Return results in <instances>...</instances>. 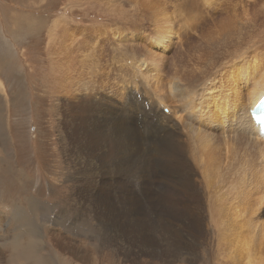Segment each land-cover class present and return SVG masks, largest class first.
Here are the masks:
<instances>
[{"label":"rangeland","instance_id":"374dc122","mask_svg":"<svg viewBox=\"0 0 264 264\" xmlns=\"http://www.w3.org/2000/svg\"><path fill=\"white\" fill-rule=\"evenodd\" d=\"M223 1H228L229 4L225 5L221 2V6L224 8L218 12V7L213 9V2L212 7L209 8V6L205 7L206 3L204 4L203 0H0V255H2L0 264H20L14 262L11 256L8 261L6 255L11 243L13 246L16 245L15 242L21 246L28 243L37 245H35L37 250L27 252L28 263L26 264H90L85 261L84 256L90 259L92 252L97 253L96 260H99L94 262L95 264H136L135 256L138 261L150 264H224L222 250L217 247V235H223L224 239L234 236L239 220L246 217L245 211L235 207L223 209L214 214H203L199 217L203 242L201 246L199 244L200 250L197 251V257L193 256V259L196 257V260H189V256H186L183 249L191 243L194 237L181 219L187 215L183 212L185 205H179V199L172 193V184L175 179L162 174V168L159 167H157L159 169L158 183L153 184L155 187L152 189V203L151 205L143 203L144 209L141 211H143V218L147 221L153 217L154 211H158L162 214L160 217L163 218L164 225L174 223L176 227H179L181 231L177 239L182 252L179 254V252L168 250L165 244L170 238H168L169 235L165 228L152 233L148 229L150 235H143L144 237L141 235L137 239L143 242L146 239V242L156 241L160 244L159 252L157 248L149 250L133 248L131 249L133 253H130L129 248L125 249V252L119 250L118 246L111 250L112 235L109 236L105 231L99 232L98 227L102 221L95 215V205L92 207L86 199L87 194L83 192L89 191V185L75 182V178L79 177L75 176V171H78L81 160L73 152L72 145L74 143L62 139L59 120L64 117V112L59 109V103L65 97L61 96V90L58 87L60 75L55 68L54 55L59 56L55 43L60 40L61 32L67 35L66 41H68V36L81 34L85 40L93 41L98 47L93 53V62L96 65L104 63L105 58L109 59L107 72L111 76L112 82H115L113 77L117 67L114 68V60H125L126 58H122L123 52L120 50L114 53L113 46L110 45L112 42L116 44L131 43L135 46L136 54H140L139 50L143 52L140 46L144 44L146 48L147 35L150 39L152 38L148 32L150 23H147L146 17L135 16L136 10L139 7L153 6L165 8L167 6L165 3L168 2V7L171 9L166 7L167 13L170 18L172 14L171 22L173 23L169 25L175 29L169 47L171 55L176 56L177 51L185 53L184 50H188V55H190L189 46L192 45L194 50L191 54L201 55L205 60L215 57L217 63L221 62L218 64L221 68L219 73L222 69L228 70V68L240 65L248 59H255L257 64L264 65V6L260 5L264 0L249 2L245 8V5H241L244 3L243 0ZM193 2L196 6L193 5ZM242 11L249 15L243 14ZM238 12L241 14L235 20L224 21L225 14L235 16L234 14ZM240 17L244 22L239 19ZM136 22H140V24ZM237 26L241 28L238 31H241L240 33L237 32ZM78 31L84 32L77 33ZM247 32L250 36L247 35ZM105 33L106 36H103ZM244 33L246 34L244 35ZM95 35H98V38ZM234 35H236L235 38ZM162 39L163 37H160V40ZM74 46L80 50V53H77L72 61V68L76 69V77H74L73 85L68 87L70 91L79 84H84L83 81L88 83V80L93 79L86 76L84 56L88 52L82 51L80 44ZM104 48L107 49L104 50ZM162 53L165 57L168 56L166 49ZM217 53L222 54L217 58ZM145 54L149 55L148 52ZM101 55L104 56L103 59L100 58ZM97 56L99 60L96 59ZM182 56L185 57V55ZM58 60L62 62L63 57L59 56ZM180 60L183 70H192L190 57ZM169 62L170 60L166 63L169 64ZM166 63L163 65L164 69V66H167ZM224 66L226 67L224 68ZM169 67H171L170 64L168 70ZM175 67L177 68V66ZM156 71L161 70L156 69ZM248 72L249 69H246V71H241L240 75ZM165 74L167 73L164 71L163 75ZM254 76L257 79L255 73L251 75L250 85L255 82L253 81ZM120 84L118 83V87L116 86L115 89L117 104L121 102V87L124 85ZM135 91V98L139 102L138 108L141 104L140 99L143 98L141 93L147 92V89L142 86ZM245 92L248 90L246 89ZM77 97L87 100L81 93ZM141 101L143 100L141 99ZM164 109L166 111V108ZM140 110L141 108L135 111L136 121L138 125L143 126L141 124L142 117L138 115H141ZM177 110L178 107L174 112ZM175 116L178 119V115ZM211 119L216 120L214 117ZM180 120H183V114ZM150 124L154 127V124ZM143 130L141 128L140 133L143 134ZM216 132L222 134L221 131ZM226 134L227 137L231 135L229 131ZM223 136L225 135L223 134ZM165 138L166 135H162L161 139ZM161 139H158L155 144ZM145 144L144 141H140V154L138 153L137 156H139L134 158V164L147 151L148 146L152 148L156 146L149 140ZM237 152L240 156L236 154ZM241 152L236 151L232 156V166H236L235 170L237 165L247 163L251 157V154L242 152L243 155ZM152 153L151 150L148 160L156 158V152ZM150 155L151 158H149ZM235 160L237 163L239 161L241 163L237 164ZM163 162L165 163V159ZM188 170L193 171L192 167ZM261 176L259 177L260 189L264 190V183L261 184L264 182V178L262 180ZM196 188L198 192L195 196V203H189V206L196 203L201 204V198L205 196L202 183L197 184ZM91 193L93 194V192H90L89 199L92 196ZM113 197L115 198V196ZM261 202L258 210H255V206L252 204L255 210L253 221L256 226L249 231H243L240 238L227 240L230 243L229 249L244 242L240 246V264H245L247 261H250L249 264H261L264 260V223H262L264 221V199ZM27 203L32 205L33 212L35 211L32 216H29L25 211ZM186 204L188 203L186 202ZM169 205L175 206L177 214L171 209L169 210L172 216H176L174 219L165 215L166 207ZM16 208L24 210L23 216L28 218L25 220L26 224L19 223L15 219L17 217ZM119 208L122 212L118 209L115 212L102 213L110 216L115 214L120 216L123 213L122 216H124V208ZM260 223L263 225L261 226ZM23 233L24 236H21ZM27 234L31 237L28 238ZM99 245L104 248H100ZM128 245L138 247V243ZM85 246L89 249L86 250ZM167 252H174L171 255L173 257L168 258L165 255ZM151 254L155 255L153 259L150 258ZM15 259L18 258L15 257Z\"/></svg>","mask_w":264,"mask_h":264},{"label":"bare ground","instance_id":"6f19581e","mask_svg":"<svg viewBox=\"0 0 264 264\" xmlns=\"http://www.w3.org/2000/svg\"><path fill=\"white\" fill-rule=\"evenodd\" d=\"M255 1L243 0L244 3L241 5H245V8L247 3H254ZM203 2L204 4L206 3L205 7L209 6V8L212 7L213 2V9L218 7V12L224 8L221 6V2L225 3V5L229 4L228 1L223 0H203ZM165 4L168 7V2ZM193 5L196 6L194 2ZM249 5L251 6V4ZM260 5L264 6V1ZM166 7H139L136 10L135 16L146 17L145 20L150 23L148 32L152 38L150 39L149 35H147L146 48L144 44L139 42L143 45L140 46V49L144 54L139 49L140 54H136L135 46L131 43L116 44L112 42L110 46H113L114 53L120 50L123 52L122 58H126L125 60H114V68L117 67L113 77L116 80L115 82H112V78L107 72L109 59L106 60L107 58H105V62H101L98 65L93 62V53L98 48L93 41L85 40V37L81 36V34L68 36V41H66L67 35L61 32L60 40L55 43V47L59 53L58 55L63 57V61L60 62L58 60L59 56H56L57 54L54 55L55 68L60 75L58 87H60L61 96L65 97L59 103V109L64 112V117L59 120L62 139L74 143L72 145L74 148L73 152L81 160L78 171L74 170L75 176H79L75 178V182L89 185V191L85 190L83 192L87 194L86 199L92 207L95 205V215L102 221L101 223L99 222V232L105 231L109 236L112 235L111 250L118 246V249L123 251L129 248L130 253H133L131 251L133 248L138 250L157 248L159 252L160 244L156 241L146 242V239L143 242L137 239L141 235H150L148 229L152 233L165 228L169 235L168 238H170L165 244L168 250L179 252V254L182 252L178 246L179 242L177 239L181 229L176 227L174 223L164 225L163 218L160 217L162 214L158 211H154V215L149 221L143 218V211H141L144 209L143 203L146 202V205H151L152 203V189L155 187L153 184L158 183L159 169L157 167H159L162 168V174L175 179L172 184V193L179 199V205H185L183 212L187 215L181 219L195 238L183 249L186 256H189V260H196L199 244L201 246L203 242L198 221L199 217L203 214H214L223 209L235 207L245 211L246 217L243 220H239L234 236L224 239L223 235H217V247L222 250L224 264H240V246L244 242H240L229 249L230 243L228 241L240 238L243 231H249L256 226L255 221H253L255 210L260 209L261 201L264 199V190L260 189L261 185L259 184V177L264 175V141L254 132L249 119L250 109L257 102V99L259 100L264 95V65L257 64L255 59H248L249 63L245 61L240 65L228 68V70L222 69L219 73L221 68H219L218 64L221 62L217 63L215 57L205 60L201 55L195 56V54H191L194 50L192 45L189 46L190 55H188V50H184L183 52L185 53L177 51V53L175 52L176 56L171 55L169 47L170 41L174 37L175 29L169 25L172 23V14L170 13V18ZM245 13L249 15V13ZM240 14L241 12L234 14L235 16L225 14L223 18L224 21H233ZM239 19L244 22L241 17ZM136 23L140 24V22ZM83 32L78 31L77 33ZM244 35L242 34L243 38ZM247 35H249L248 32ZM103 36H106V33ZM95 37L98 38V35H95ZM160 37H163V39L160 40ZM235 37L236 35H234ZM61 40L63 41L62 43ZM231 40L233 41V39ZM242 42L244 41L242 40ZM77 44L82 46V51L88 52L87 56H84V59H86V76L88 75L93 79L88 80V83L83 81L84 84H79L70 91L68 87L73 85L74 77H76V69L72 68V61L76 54L80 53L77 47H73V45ZM157 45L163 47L161 53L149 48ZM165 49L166 53L168 52V56L166 55L168 58L162 53ZM146 52H148V56L145 54ZM221 54L217 53L216 57L218 58ZM114 55L116 56L117 54ZM182 55H185V57ZM101 56L100 58L103 59L104 56ZM188 57H190L192 63V70L190 71L183 70V66L181 67L180 59L183 60ZM168 60H170L169 64L171 66L169 70V64L166 63ZM138 63L139 67L137 68L136 65ZM165 63L167 66H164V69L163 65ZM252 63L253 65L251 66ZM156 69L161 71H156ZM246 69H249V72L240 75V72L246 71ZM164 71L168 74H165V79ZM254 73L257 75V79L254 76L253 81L255 82L250 85L252 82L250 76L254 75ZM144 77L146 79H143ZM118 83L124 84L121 87L120 104H117L118 101L116 103L115 95ZM142 86L146 87L147 92L142 93L143 98L141 97V99L147 98L148 101L145 104L141 103L137 108L139 102L135 98L134 91ZM246 89L248 92H245ZM80 93L87 100L77 97L80 96ZM149 99L154 102H150ZM167 105L171 108L167 107ZM176 107H178V110L174 112ZM140 108L141 115H138L142 117L141 124L143 126L138 125L136 121L135 111ZM164 108H166V111H164ZM182 114L183 120H180ZM175 115H178V119ZM211 117L216 120H212ZM150 123L154 124V127ZM230 123L233 130L228 129L227 131L231 135L225 138L223 136L225 132L224 126ZM141 128L144 129L143 134L140 133ZM216 131H223V133ZM162 135H166L164 140H162L163 138L161 139ZM158 139H161V141L155 144ZM148 140L156 146L154 148L148 146L147 151L134 164L133 160L140 152V141H144L147 144ZM151 150L153 153L156 152V158L153 157L155 162L151 155L149 157L151 159L148 160ZM236 151L249 153L251 157H249L247 163L240 166L237 164L241 163V161L237 163V160H235L237 164H234L238 166L235 170L236 166H232V156ZM236 154L239 155L238 152ZM246 158L247 156L245 157V162ZM164 159L165 163L163 162ZM191 167L193 171L188 170ZM262 178L264 176H261ZM200 183H202L205 196L201 198V204L196 203L193 206H189V203H195V196L198 192L196 185ZM90 192H93V194L91 193L92 196L89 199ZM252 204L255 206V210ZM119 207L124 208V216H122L123 213L120 216H116V214L110 216L102 213L115 212L118 209L120 210ZM170 209L176 213L175 206L169 205L166 207V217L170 219L176 218V216L170 214ZM25 211L29 216H32L35 212H33L32 205L29 204ZM15 213L18 217L15 219L19 223L26 224L25 220L28 218L23 216L24 210L16 208ZM262 223H260L261 226L263 225ZM28 234L27 236L30 238L31 236ZM21 236H24V233ZM15 243L16 245L13 246V243H11L8 248L6 252L7 258L9 259L11 256L16 263H28L27 252L37 250V245L28 243L25 246H21L17 242ZM133 243H138V247L128 245ZM20 244L22 243L20 242ZM85 247L86 250L89 249V247ZM99 247L104 248L102 245H99ZM174 252H167L165 255L170 258ZM95 255L97 253L92 252L90 259L84 256L86 258L85 261L95 264L94 262L99 261L96 260ZM194 255L196 257L193 259ZM15 257L18 259H15ZM154 257L155 255L151 254L150 258L153 259ZM135 260H137L136 264H150L138 261L136 256ZM249 263L250 261H247L245 264ZM261 264H264V260H262Z\"/></svg>","mask_w":264,"mask_h":264}]
</instances>
